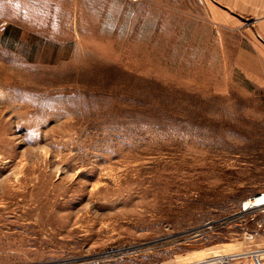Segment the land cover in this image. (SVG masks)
Returning a JSON list of instances; mask_svg holds the SVG:
<instances>
[{"label": "rangeland", "instance_id": "1", "mask_svg": "<svg viewBox=\"0 0 264 264\" xmlns=\"http://www.w3.org/2000/svg\"><path fill=\"white\" fill-rule=\"evenodd\" d=\"M189 1L0 0V264L264 261V48Z\"/></svg>", "mask_w": 264, "mask_h": 264}, {"label": "crops", "instance_id": "2", "mask_svg": "<svg viewBox=\"0 0 264 264\" xmlns=\"http://www.w3.org/2000/svg\"><path fill=\"white\" fill-rule=\"evenodd\" d=\"M187 8L216 28L250 31L264 48V0H190Z\"/></svg>", "mask_w": 264, "mask_h": 264}, {"label": "built area", "instance_id": "3", "mask_svg": "<svg viewBox=\"0 0 264 264\" xmlns=\"http://www.w3.org/2000/svg\"><path fill=\"white\" fill-rule=\"evenodd\" d=\"M258 197H263L264 201V193L259 194ZM252 198H248L242 204V211H248L253 207L263 206V204L254 205ZM213 264H264L262 254L258 251L252 252H241L237 254H228L223 256H216L213 261Z\"/></svg>", "mask_w": 264, "mask_h": 264}]
</instances>
